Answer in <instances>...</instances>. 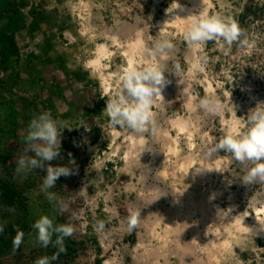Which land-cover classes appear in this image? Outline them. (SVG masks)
<instances>
[{
  "label": "rangeland",
  "instance_id": "1",
  "mask_svg": "<svg viewBox=\"0 0 264 264\" xmlns=\"http://www.w3.org/2000/svg\"><path fill=\"white\" fill-rule=\"evenodd\" d=\"M79 1L64 0L66 6H70L71 3L69 8L72 12H74L73 7ZM84 1L90 2L92 13L90 24L97 26L99 31L102 28L116 27V20L131 23L144 32L148 30L149 38L151 37L149 48L162 34L166 35L175 48L168 53L165 59L168 71L165 75L167 80L172 82L176 80V83H180L179 92L168 85L169 83L166 84L168 93H166L165 101H162L160 97L157 98L152 109L155 114V130L150 126L149 131L144 135L146 139L144 149L149 150V153L145 154L144 151L137 160L139 162L129 164L124 160L130 145L126 135L134 133L127 128L110 127L104 109L100 114L89 112L92 102H95V97L87 95L85 96L86 101L76 97V100H80L79 107L72 103L73 109L69 110L68 108L71 107H66L64 102L53 99L51 96L53 88L50 82L41 81L43 78L38 80L32 76L33 89L31 85H27L28 83L26 85L22 83V88L27 86L34 92L33 96L30 95L32 101L29 103L28 112L24 109L27 105L23 104L21 99L13 97L18 96L14 90L21 91V87L15 84L14 78L23 61L14 59V55L5 56L0 52V60L6 58L9 63L8 67L14 69V75L11 78L8 77L6 81L8 85L13 86L12 95L9 90L0 87V102L2 98L16 102L13 107L9 103L4 104L5 112L2 106L0 107V154L6 151L11 155L6 162L0 160V179L15 185L19 192L24 194L27 206V216H24L21 209L8 208L0 203V225H4V233H0V238L8 237L11 229L21 225L25 219L30 225L19 250L13 252L11 248L0 254V264H35L38 258L50 257L56 252L51 245L47 248L38 244L34 245L28 236L29 232H33L32 238L34 239L35 232L31 225L44 214L54 215L56 223L71 222L76 227L73 236L65 240L66 253H61L52 264H153L150 260L137 257L143 252L138 245L143 240L144 245L148 246L144 250L160 248L161 239L151 236L150 229L154 227L157 233H161L165 227L155 218L154 214L166 213L172 208L174 200L170 186L173 180L170 178L172 177L170 173L167 174L168 177L160 178L165 182L158 183V189L151 186L154 183L151 177L156 175L155 168L161 169V158L171 155L167 150L164 151V141L154 143L151 133L156 132L158 124L163 128H168L172 137L178 139L184 155L191 152V147L188 145L191 142L192 151L197 153L196 162L191 167L192 172L199 169V162L203 156L212 168L209 182L205 186L206 195L211 198L209 206L213 207L208 213L209 227H206L208 234L205 235L202 216L196 213L193 215L192 222L199 225V235L202 241L194 244L193 232L187 231L182 243L179 244L182 247L179 254L178 250L175 251L171 246L167 248L166 254L169 255L170 264H186V259L189 257L190 261H195V254L193 255L190 251L192 246H197L201 250L203 247V253L198 258L207 261L211 251L208 249L210 244L207 243V239L209 238V241L212 240L215 245L219 246L217 248L219 251L223 241L222 237L217 236V231L224 233L222 227L224 220L223 222L220 220L216 207L221 213L228 215L226 220L232 217H242L243 213L247 212L249 216L246 215L244 218L251 223L255 209L264 206V183L245 185L241 182L246 169L251 165H241L231 157V154L224 153L223 150L218 151L210 159H207L205 155L213 144L223 138L229 127L239 125L243 130L249 111L255 108L258 102H264V0H211L213 6L209 10V15L220 14L235 19L245 31L248 44L240 46L234 43L228 47L222 40L209 41L196 49L195 62L198 67L194 70L192 60L188 58L192 47L184 41L183 34L171 25H160L165 16L175 15L172 9L175 0H160V2L154 0L145 2L141 0ZM23 10L25 8L21 7L20 11L23 12ZM75 14L78 15L77 12ZM79 18L83 23L85 22L81 17ZM2 24H4L3 19L0 20V32ZM98 42L111 44L102 37H99ZM2 48L5 49V46L0 41V51ZM110 49L113 55L110 59H106L105 63L103 62L106 69L102 67L101 70L106 74L116 73L122 76L128 66L123 49L115 46H110ZM47 64V61H43L38 69L36 67L37 70H34V73L40 71L45 75ZM176 65H179V69ZM94 77L98 76L94 75ZM40 81L45 82V86ZM100 83L102 93L106 96L104 98L105 108L107 100L121 91L122 81L111 82L107 91L102 80ZM59 84L62 85L61 88L69 89L65 77L60 80ZM186 84L189 85L188 92L196 97L195 109L192 112L188 110L182 93ZM209 86L212 87L211 90L208 89ZM209 95H216L221 99L224 104L222 114L209 115L196 106L200 98ZM76 100L74 99V102ZM20 110L23 113H20ZM41 111H51L53 117L67 127L63 129L61 135L63 159L48 163L53 166L67 164L69 153H71V158L75 160V165L71 167L78 169L75 174L59 177L55 188L50 189L56 192L58 197L65 199L67 208L62 212L58 209L53 211V205L40 191L46 175L44 171L35 169L20 175H17L15 171L22 155H32L25 151L26 144L23 137L26 135L27 125L31 118ZM14 115H16L15 118ZM176 117L191 118L194 132L191 137L170 127L169 120ZM13 122L15 124L12 127ZM7 128L10 129L6 130ZM114 129L124 132L114 137ZM161 148L163 150L159 151ZM134 151H137L136 148ZM137 154L140 153L137 151ZM158 154L160 157L157 156ZM220 160L221 170L215 166V162ZM175 162L176 159L172 156L171 163ZM147 170H150V180L144 181L143 171L147 172ZM176 174L179 177L182 176L180 173ZM190 182L188 180L187 184ZM183 184L178 182L177 187L183 189L185 186ZM189 188L191 192L200 197L198 190L190 186ZM130 209L139 210L141 213L139 227L131 233L127 230V217ZM147 214H149L148 218ZM213 214L218 216L215 221L212 219ZM97 219L106 222L103 233L97 232L94 228ZM173 220L176 222L179 217L174 215ZM253 237L252 248L242 246V249H236L235 247L236 255L232 260L227 261L218 257L212 259L214 263L211 264H264V237ZM177 238L171 236L170 239L177 241ZM137 248L139 251H136ZM183 252H187L188 255ZM156 264H165L164 259L158 258Z\"/></svg>",
  "mask_w": 264,
  "mask_h": 264
},
{
  "label": "clouds",
  "instance_id": "2",
  "mask_svg": "<svg viewBox=\"0 0 264 264\" xmlns=\"http://www.w3.org/2000/svg\"><path fill=\"white\" fill-rule=\"evenodd\" d=\"M180 5L177 3L178 8ZM183 33L184 41L188 46L199 49L209 41L222 40L225 45L231 47L234 43L244 46L248 44L245 31L239 23L231 18L220 14L208 15L206 12L190 14L186 18ZM97 58L89 61L90 65L96 66L101 59L111 55L105 46H99ZM175 48V45L166 35H161L146 53L149 57L167 58ZM179 69V65H176ZM202 70V69H201ZM168 72L166 65L157 61H141L139 65H130L122 73V88L114 97L108 99L104 108L105 115L109 120V126L127 128L134 134H143L151 126L155 130L153 105L157 98L162 96V89L169 83L165 73ZM192 97L191 101H195ZM190 101V106H191ZM209 115H220L224 104L216 95H209L198 100L196 105ZM184 127L190 125V121H181ZM63 123L55 119L51 111H41L35 114L27 125L26 135L23 137L26 144V152L32 155H22L15 169L20 175L28 171L40 169L46 173L40 187L47 200L53 205V211L66 210L67 204L63 197L50 189L55 188L56 181L61 176L75 174L78 169L71 167L75 160L71 158L64 165H51L50 161L63 159L61 156V135L65 129ZM231 154V157L241 165H251L246 169L242 178L245 185L264 183V102H258L255 108L247 115L246 126L243 130L239 125L228 128L223 138L213 144L206 152V158L210 159L218 151ZM212 171L206 168L196 170ZM183 194V193H180ZM75 218V217H74ZM141 213L139 210L130 209L127 217V230L133 232L139 227ZM35 232H29L28 236L34 245L47 248L51 245L56 249L52 256H43L35 261V264H52L61 253H66L65 240L73 236L76 227L73 223H56L55 216L47 214L39 216L31 225ZM94 228L103 233L106 228L104 220L97 219ZM0 233H4V225H0ZM25 233L19 227L15 228V236L12 239V251L19 250L24 242Z\"/></svg>",
  "mask_w": 264,
  "mask_h": 264
},
{
  "label": "bare ground",
  "instance_id": "3",
  "mask_svg": "<svg viewBox=\"0 0 264 264\" xmlns=\"http://www.w3.org/2000/svg\"><path fill=\"white\" fill-rule=\"evenodd\" d=\"M143 2L148 0H141ZM155 2H160V0H154ZM177 3L180 5V7L176 8ZM159 4V3H158ZM213 3L211 0H175V4L172 7L175 15L173 16H165L163 21L160 22V25H171L174 28L177 29L178 32L184 33L186 20L182 18H186L190 14H197L198 12H206L209 15V10L212 8ZM73 11L78 13V16L83 19L84 22V29L88 30L92 37L94 39L102 37L109 42H111L110 45L107 43H103L101 45L105 46L107 52L111 53L110 56L103 58L104 59H110V57L113 55L112 50L110 49V46H115L116 48L123 49V55L127 59L128 66L130 65H139L141 61H157L159 63L165 64L167 68V64L165 62V57H149L146 53V49H149V41L151 40V37L149 38L148 30L144 32V30H140L136 25H131V23L116 20L115 24L116 27L112 28H102L100 31L97 26H93L90 24L92 13H91V5L89 1L80 0L79 3H77L73 7ZM93 11V10H92ZM136 23L138 24L139 21L137 20ZM83 25V24H82ZM126 39L125 41L123 39ZM124 43V44H123ZM99 45V46H101ZM126 46V47H125ZM100 51V48L98 47V52ZM97 52V53H98ZM195 52L196 48H192L191 52L189 54V59L192 60L193 63V70L198 67L195 62ZM95 59V58H94ZM189 61V60H188ZM127 66V67H128ZM95 70L99 71L102 83L105 86V90H109V86L111 85V82L117 80L118 83L121 80V76L116 73H104L102 67H104V64H101V61L98 65L93 66ZM106 69V66L104 67ZM169 84L176 92H179L180 83L176 80H169ZM189 85H185V90L182 92L185 98V103L187 105V108L190 112H192L195 109V103L194 101H191V98L193 97L189 92L188 88ZM166 86L162 89V96L160 97L162 101H165V98L167 97L168 93L166 91ZM211 86H209V90H211ZM191 101V106H190ZM190 121V125L188 127H184L181 123V121ZM169 125L173 129L178 130L180 133H186L189 137L194 134L192 124H191V118L187 117H176L175 119L169 120ZM149 131V130H148ZM147 131V132H148ZM124 131H118L116 129L113 130L114 137H117L121 135V133ZM145 132V133H147ZM145 133L143 134H129L126 135L127 139L130 142V145L128 146V151L126 158L124 159L129 164H135L140 157L141 154L143 155V152L145 151V154L149 153V150H145ZM154 139V143H159L160 141H164V151L167 150L168 154H171L175 157L176 162L171 163V155H167V157L161 158L160 161V170L158 168L156 169V175L153 178L152 181L154 183L151 184V186L157 187L158 189V183L165 182L163 179L160 178H166L168 177L167 174L170 173L172 177H170L173 182H171V191L173 194V203L172 208L167 210L164 214L155 213V218L164 225V229L161 233H157L154 227L150 229L151 236H157L158 239H161L162 245L159 249H152L148 248L144 250V248H147L148 246L144 245V241L141 240L140 244L138 245V248H142V253L138 254L137 257L139 259H146L150 260L153 264L157 263L158 258H163L165 264H170V258L167 253V248L169 246L174 247L175 251L179 254L182 247H180L181 241L184 239L187 231H192L195 238V243H200L202 239L199 235V225H196L192 222V218L194 214L199 213L202 216V223L205 224L204 231L205 235L208 234L207 226L209 227V221H208V213L209 210L213 209L212 206H209L211 202V198L206 195L205 192V186L209 182V174L210 171L204 170L202 172H194L191 171V167L196 162V156L197 153L192 151V144L191 142L188 143V145L191 147V152L188 155H184L182 153V149H180L179 142L177 138H173L170 134V131L168 128H163L162 125H157L156 132L153 134L151 133ZM153 147V146H151ZM150 147V148H151ZM140 153L137 154V151H134V149ZM163 150L162 148L159 150ZM159 153V152H158ZM160 157V155H157ZM199 158V157H198ZM199 160V159H198ZM141 163V162H140ZM215 166L221 170V160L215 162ZM206 168L211 170V165L206 161L205 156H203L200 159L199 162V169ZM197 169V170H199ZM176 173H180L182 176L179 177ZM143 178L144 181L149 179L150 180V170H147V172L143 171ZM184 175V176H183ZM186 176V177H185ZM191 181L190 184H187V181ZM162 181V182H161ZM182 182L184 186L183 189H179L177 187V183ZM193 184L195 185L193 187ZM189 186L192 189L198 190L200 193V197L196 195V193L191 192L189 189ZM183 193V194H180ZM215 208V207H214ZM216 207L217 214L219 215L220 220H224L222 227L224 229V233L221 231H217V236L222 237V246L219 251L217 249L219 246L215 245L214 242L209 241V238L207 239V243L210 244L209 249V257L208 260L205 261L204 259H199L200 255L203 253V247L202 250L197 246H192L191 253L195 254V261H190L189 259H186V264H211L214 263L212 259H217L218 257H222V259H225L227 261L232 260L234 256L236 255V249H242V246L252 248L253 246V236H263L264 237V206L259 209H255V215L252 217V222L248 223L244 216H249L247 212L243 213L242 217H232L228 220V215L226 213H221ZM158 214V215H157ZM217 214H213L212 219L213 221L218 219ZM174 215H177L179 217L178 221H174ZM210 215V214H209ZM263 215V217H261ZM157 216V217H156ZM149 217V214H147V218ZM210 219V218H209ZM211 219V220H212ZM217 222V221H216ZM159 224V223H158ZM153 226V225H151ZM148 229V227H146ZM159 229V228H158ZM171 236L178 237L177 241H174L171 238ZM177 242V244H175ZM211 242V243H210ZM248 242V243H247ZM237 245V246H236ZM162 247V248H161ZM236 247V249H235ZM137 248L136 251H139ZM186 250V249H183ZM189 251V250H188ZM187 251V252H188ZM219 251V252H218ZM187 252H183L186 255H188ZM185 256V255H184ZM184 259V258H183ZM184 260V261H186ZM220 261V260H219ZM228 264V263H227Z\"/></svg>",
  "mask_w": 264,
  "mask_h": 264
},
{
  "label": "crops",
  "instance_id": "4",
  "mask_svg": "<svg viewBox=\"0 0 264 264\" xmlns=\"http://www.w3.org/2000/svg\"><path fill=\"white\" fill-rule=\"evenodd\" d=\"M4 1L16 9L14 12L9 13L3 8L4 12L0 14V20L3 19L4 24H2L3 27L0 36L4 33L7 37L10 36L12 32L11 29L13 28L11 21L16 15L15 18L19 21V27L17 31L14 32L16 48L17 51L21 53L22 58L24 55L28 54V57L20 63V68L18 69L20 75H16L14 78L16 80L15 84L21 87V91H16L18 96L13 97L21 99V102L27 105L24 106V109L29 112V103H31V96L34 94V92H32V86H34L32 76H35L38 80L43 78L41 81L50 82L53 88L51 94L53 99L64 102L66 107H71L68 108L69 110L73 109L72 103L79 107L80 100H76V97L78 99L83 98L86 101L87 99L85 96L87 95L95 97V102H92L91 107L96 108L97 105L102 106L105 103L104 98L106 96L102 93L100 73H97L93 65L89 64V61L97 58L98 47L101 44L98 42L99 38L94 39L91 33L86 30L87 28L84 29V23L80 20L79 16L69 8L71 3L70 6H66L64 0ZM1 2H3V0H1ZM21 7H23V9L25 8L23 12L20 11ZM38 48L47 54L46 59L45 57L42 58L41 56H37L36 53H39ZM35 49H37V51H35ZM33 51H35L34 54ZM42 59L48 62L45 66L47 72L43 69L45 75L40 73V71H37L35 74L34 70H37L43 64ZM105 61L107 60H101V64L103 62L105 63ZM0 63H2V61H0ZM3 65L8 66L9 63L6 62ZM88 74L98 76L96 78L100 77L99 81H85V79H83L84 75L87 76ZM80 76L83 84L82 86L77 84L76 81L77 77ZM64 77L69 84L68 90L64 87L61 88L62 85L59 84L60 80ZM41 81L40 83H42ZM22 83L23 85L28 83L27 85H31L32 89L27 88V86L22 88ZM44 83H42L43 86H45ZM13 90L14 89H12V91ZM74 99L76 102H74ZM8 100L9 99H1L0 107L2 106V110L4 104L9 102V104L12 105L11 107H13L16 103L14 100ZM3 112H5V109ZM20 113H23V111L20 110ZM96 113L97 112H94L93 114Z\"/></svg>",
  "mask_w": 264,
  "mask_h": 264
},
{
  "label": "trees",
  "instance_id": "5",
  "mask_svg": "<svg viewBox=\"0 0 264 264\" xmlns=\"http://www.w3.org/2000/svg\"><path fill=\"white\" fill-rule=\"evenodd\" d=\"M11 20V19H10ZM18 23V24H17ZM11 25H12V29H11V34L9 37L6 36V34L4 33L3 37L0 39L2 41V44L5 46V49L2 48V50L0 52L3 53V55H16L18 53L17 48H16V44H15V38H14V32L17 31L18 29V25H19V21H17V19L15 17L12 18L11 21ZM2 61V63H6L7 60L6 58H4ZM4 66V65H3ZM9 83H7L6 81L0 80V87H4L6 90H9V93L12 92L13 86L12 85H8ZM9 103V102H8ZM104 109V104L102 106L97 105V108L94 107H90L89 112L94 113L97 112L96 114H100ZM15 112V111H14ZM16 117V115H14V118ZM15 124V122H13V125ZM10 128H7L6 130H8ZM8 132V131H7ZM1 141V140H0ZM1 144V143H0ZM1 151V148H0ZM11 158V155L8 152H3L2 154H0V160L2 162H6L7 160H9ZM25 196L22 192H19V190L15 187V185H13L11 182H5L2 179H0V203H2L5 207L8 208H17V209H21L23 212L24 216H27V206L25 204ZM19 227L21 230L25 232L28 231L30 225L28 223V220L25 219L23 221V223L21 225L15 226L11 229V231L9 232L8 237H4V238H0V254L10 250L12 248V239L15 236V228Z\"/></svg>",
  "mask_w": 264,
  "mask_h": 264
},
{
  "label": "flooded vegetation",
  "instance_id": "6",
  "mask_svg": "<svg viewBox=\"0 0 264 264\" xmlns=\"http://www.w3.org/2000/svg\"><path fill=\"white\" fill-rule=\"evenodd\" d=\"M3 8L5 9V11H8L9 13H11V12H14V10L16 9L15 7H13L12 5H9L7 2H5L4 0H3V2H1V0H0V12L2 13V12H4V10H3ZM0 13V14H1ZM16 13V12H15ZM15 13H14V15H15ZM15 17V16H14ZM2 33V32H1ZM1 36L3 37V35L1 34ZM0 36V38H2ZM15 38V37H14ZM38 52L39 53H36L37 54V56L38 57H45V59H46V57H47V54L44 52V51H42V50H40V48H38ZM35 51H37V49H35ZM35 51H33V54H34V52ZM28 54H26V55H24L23 56V58H22V56H21V53H19L18 52V54H16V55H14V58L15 59H17V60H19L20 62L21 61H24L28 56H27ZM37 56L35 55V57L37 58ZM24 59V60H23ZM9 60H11V57H9ZM43 60V59H42ZM43 61H45V60H43ZM43 63V62H42ZM48 63V62H47ZM0 66H1V63H0ZM1 68V70H0V80H3V81H7V78L8 77H10L11 78V76H13L14 74H13V72H14V69H12V68H9L8 66H3V63H2V66L0 67ZM16 75H20L19 74V72H18V70H17V72L15 73ZM81 76L80 77H77V84H80L81 86L83 85L82 84V81H81ZM83 79H85V81H89V80H96V81H99V78H96V77H94L93 76V74H88L87 76H85L84 75V78ZM1 86V85H0ZM85 87V86H84ZM97 108V107H96Z\"/></svg>",
  "mask_w": 264,
  "mask_h": 264
},
{
  "label": "built area",
  "instance_id": "7",
  "mask_svg": "<svg viewBox=\"0 0 264 264\" xmlns=\"http://www.w3.org/2000/svg\"><path fill=\"white\" fill-rule=\"evenodd\" d=\"M17 90H14V92H16Z\"/></svg>",
  "mask_w": 264,
  "mask_h": 264
}]
</instances>
